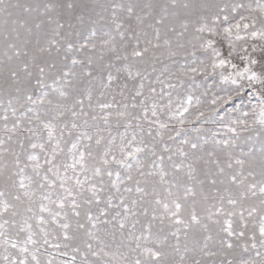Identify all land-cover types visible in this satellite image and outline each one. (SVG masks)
<instances>
[{"label":"snow or ice","instance_id":"6c2138e0","mask_svg":"<svg viewBox=\"0 0 264 264\" xmlns=\"http://www.w3.org/2000/svg\"><path fill=\"white\" fill-rule=\"evenodd\" d=\"M0 264H264V0H0Z\"/></svg>","mask_w":264,"mask_h":264}]
</instances>
